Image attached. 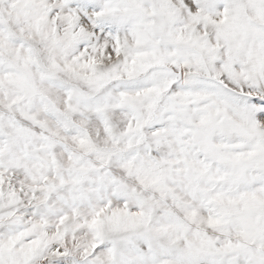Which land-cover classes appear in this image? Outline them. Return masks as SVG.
Masks as SVG:
<instances>
[{
    "label": "snow or ice",
    "instance_id": "6c2138e0",
    "mask_svg": "<svg viewBox=\"0 0 264 264\" xmlns=\"http://www.w3.org/2000/svg\"><path fill=\"white\" fill-rule=\"evenodd\" d=\"M0 264H264V0H0Z\"/></svg>",
    "mask_w": 264,
    "mask_h": 264
}]
</instances>
